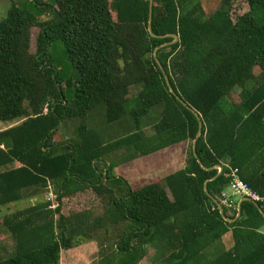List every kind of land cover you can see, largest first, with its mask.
<instances>
[{
    "label": "trees",
    "instance_id": "16d2710c",
    "mask_svg": "<svg viewBox=\"0 0 264 264\" xmlns=\"http://www.w3.org/2000/svg\"><path fill=\"white\" fill-rule=\"evenodd\" d=\"M17 1L0 20V121H21L0 131V208L54 200L1 218L14 252L0 264H59L61 250L110 229L98 264H138L154 245L167 264H264V205L241 201L236 217L214 203L222 164L264 197V0H242V14L227 0L208 18L200 0ZM53 44L75 79L53 63ZM181 142L184 167L136 190L103 161Z\"/></svg>",
    "mask_w": 264,
    "mask_h": 264
},
{
    "label": "rangeland",
    "instance_id": "374dc122",
    "mask_svg": "<svg viewBox=\"0 0 264 264\" xmlns=\"http://www.w3.org/2000/svg\"><path fill=\"white\" fill-rule=\"evenodd\" d=\"M226 1L227 0H200L203 16L205 18H208V16H210V14L213 13V11L218 9L221 6V4L223 2H226ZM18 2L19 1H17V0H2V1H0V20H2L5 17V14H6L8 7L11 4H17L18 5ZM233 3H234V5H233L234 9L236 10V12L238 14H242V13L247 11V6L243 3L242 0H235ZM37 32H38L37 29L32 30V42H31V47H30L31 53H34V51H35V38H36ZM49 54L52 57L53 63L58 68V70H60V74L65 78V80L70 79V78L75 79V77H76L75 72L71 68L70 64L68 63L66 55L64 53V49L60 44H53L50 47ZM235 92H239V90L236 89ZM133 95H134V91H130L129 96L131 97ZM101 115L102 114H101L100 110L97 109V110L93 111L92 114L90 115V117L88 118V121H87L88 124L89 125L92 124V126H94L93 124L97 125V124L101 123V120H102ZM20 122L21 121H18V122L17 121H13V122H1L0 121V131H4L6 129H9V128L19 124ZM75 125L76 124L72 123L70 126L67 125L66 128L64 129V131H60V135H59L60 139H58V141L59 140L63 141V140H66L67 138H73L72 137L73 134H71V131L74 129ZM148 130L149 129H146V131H148ZM188 146H189V144L187 143V145H185V149L183 151V154L181 153V150L179 148V153H181L182 156L180 157V159L179 158L175 159L176 161H177V159H179V161H180L179 167H181L182 165H185V161H186L187 154L189 151ZM151 156L145 157V158H140V160H142V159L146 160L144 162L145 165L143 163V167H144L143 169H145L144 174L146 176H158L159 177V176H165L168 173H170V171L167 169L164 172H161L159 170L158 165L151 167V164L153 163L152 161H154V162L158 161L156 156L154 157L155 159ZM163 156L167 157V155H163ZM136 157L137 156L134 153H129L126 150H119L118 152H115V153L103 158V161L107 162V164L109 163L112 166V168H111V175L112 176H124V174H123L124 172L121 171L123 163L126 160L128 162H132L136 159ZM160 159H163V158H160ZM135 163L134 164L132 163L130 165L131 167H134V169H133L134 171L136 169ZM170 165H173V164H170ZM145 166H148V167H145ZM138 176H140V171L138 173ZM146 184L147 183H145L144 185H146ZM85 198H87V197H85ZM35 199L36 200L38 199L39 202H44L45 200H47V195L45 193L42 196L36 197ZM93 199L94 198L92 195V202L88 203V204L92 205V213L97 212V209H98L97 207L100 208V206H101L100 204H97L98 202H96V200H93ZM235 200L238 201V198H235ZM26 205H30V203H28V200L21 201V202H19L17 207H11L9 209V212L14 211V210H19V209H21V207L23 208ZM2 213H5L4 209H2ZM2 213L0 211V218L2 217ZM2 228L0 227V236L5 235V239H3V241L0 245L4 244L6 250L7 251L9 250V252H10L11 250L14 249V244H13V241H12L9 233L5 232L4 229H2ZM110 233L108 234L107 237L104 234H101L100 236H98V238H96L97 239L96 241L99 245H105L106 246V247L102 248V250L99 252L100 254L98 253V258L101 255L105 254L106 251L109 250V246L113 241V238L111 237L112 236V229H110ZM230 245H231V241L229 240V237L227 236V237H224V239H222V241L217 243L216 249L221 250V249H224L225 246H230ZM150 247H152V246H150ZM157 247L158 246L154 245V247L152 248V249H154V251L155 250L158 251V252H155L156 254L159 253V248L157 250ZM148 251H149V249L147 248L146 252H148ZM0 257H2V256L0 255ZM163 263H165V261L161 260V262H158L157 264H163Z\"/></svg>",
    "mask_w": 264,
    "mask_h": 264
},
{
    "label": "crops",
    "instance_id": "0c3cea01",
    "mask_svg": "<svg viewBox=\"0 0 264 264\" xmlns=\"http://www.w3.org/2000/svg\"><path fill=\"white\" fill-rule=\"evenodd\" d=\"M237 93V92H235ZM185 145H187V142H181L179 144H174L171 145L165 149H162L160 151H157L155 153H152L148 156H137L136 159L132 162H128L127 160L123 163V166L121 168V171H123L124 176H115L120 177L122 180H124L128 186L132 189V190H136L140 187L145 186L144 184H151V183H155V182H160L162 181L167 175L178 171L180 169H182L184 167V165H182L181 167H179V159L183 154V151L185 149ZM179 148L181 150V153H179ZM152 155V156H151ZM163 155H167V157H164ZM157 157L158 161L154 162L151 164V167L158 165L159 170L161 172H164L166 169L170 171V173H168L165 176H146L144 174V170L143 169V163L146 161L145 159L140 160V158H145V157ZM150 157V158H151ZM163 158V159H160ZM176 158L177 161L175 160ZM155 159V158H154ZM136 162V163H135ZM136 164V169L135 171L133 170L134 167H131V164ZM173 164V165H170ZM145 165V163H144ZM222 165H227V164H222ZM15 166H17L15 164ZM148 167V166H145ZM221 168V167H220ZM217 169V168H216ZM133 170V171H132ZM140 171V176H138V173ZM218 173H220L218 171ZM136 175V176H135ZM145 182V183H144ZM146 184V185H147ZM37 201V202H36ZM241 199H238L237 201V214L236 217H238V207L241 203ZM21 202V201H20ZM28 203H30V205H26L25 207H21V209L19 210H14L9 212V209L11 207H17L19 202L17 203H12L9 204L6 207H2L0 208V211L2 213V209L5 210V213H2V217L7 215V214H11L17 211H21L24 210L30 206H34L36 204L39 203L38 199H28ZM89 215H90V220H92V211H89ZM1 217V218H2ZM95 217V216H94ZM0 218V220H1ZM1 227V226H0ZM2 228V227H1ZM4 229V228H2ZM4 231L6 232V230L4 229ZM261 232L264 233V228L261 229ZM6 234V233H5ZM106 236V235H105ZM227 237V236H226ZM3 239H5V235L4 236H0V244L2 243ZM224 239V238H223ZM14 244V242H13ZM161 245H158L159 247V253H155L158 251H154V249H152L154 246L150 247L148 246L147 248L149 249V251L146 253V256L142 259V261H140L138 264H157L158 262H161V260L165 261V263L163 264H167V256L166 253L162 251ZM157 247V250H158ZM229 246H225V248H228ZM14 252V249L11 250L9 252V250L7 251L4 244L0 245V255L2 257H5L7 254H11ZM108 252V251H106ZM100 258V257H99ZM98 248H97V243H95V241H92L91 239H88L86 241H84L81 245L70 249V250H61L60 251V261L59 264H98ZM155 258V259H154ZM157 258V259H156Z\"/></svg>",
    "mask_w": 264,
    "mask_h": 264
},
{
    "label": "built area",
    "instance_id": "2783aa9c",
    "mask_svg": "<svg viewBox=\"0 0 264 264\" xmlns=\"http://www.w3.org/2000/svg\"><path fill=\"white\" fill-rule=\"evenodd\" d=\"M227 170L228 183L225 189L220 193L217 200H215V206L222 210V208L228 210V213L237 210V201L235 198L242 201H248L251 203H261L264 205V197L254 192L246 183H244L239 175L237 169L231 168L228 165H223ZM223 167H217V171L221 172ZM47 200H54V196L51 192L47 195ZM212 207L211 210H214Z\"/></svg>",
    "mask_w": 264,
    "mask_h": 264
},
{
    "label": "water",
    "instance_id": "95a60500",
    "mask_svg": "<svg viewBox=\"0 0 264 264\" xmlns=\"http://www.w3.org/2000/svg\"><path fill=\"white\" fill-rule=\"evenodd\" d=\"M150 1V5H151V1L152 0H149ZM177 41V37H174V41L173 42H176ZM198 136V135H197ZM219 211H220V209H219ZM221 212V211H220ZM238 212H239V207H238Z\"/></svg>",
    "mask_w": 264,
    "mask_h": 264
}]
</instances>
